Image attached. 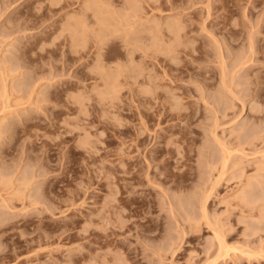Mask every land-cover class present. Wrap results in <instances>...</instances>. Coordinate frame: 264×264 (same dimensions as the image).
<instances>
[{
  "label": "rangeland",
  "instance_id": "rangeland-1",
  "mask_svg": "<svg viewBox=\"0 0 264 264\" xmlns=\"http://www.w3.org/2000/svg\"><path fill=\"white\" fill-rule=\"evenodd\" d=\"M86 2L0 0V212L34 211V170L52 198L29 227L0 228V264H210L209 220L230 247L216 264H264V0ZM100 60L119 71L116 95Z\"/></svg>",
  "mask_w": 264,
  "mask_h": 264
},
{
  "label": "bare ground",
  "instance_id": "bare-ground-1",
  "mask_svg": "<svg viewBox=\"0 0 264 264\" xmlns=\"http://www.w3.org/2000/svg\"><path fill=\"white\" fill-rule=\"evenodd\" d=\"M6 2H7V1H6ZM94 2H97V0H95ZM94 2H91L90 0H88V3L86 2L87 5L84 6L83 8H85V10H87V8L91 9V7L93 6L92 9H94L95 7H98V11H99V8L103 11L102 8L105 6L104 8H105V11H106V8H110V7L113 5V4L111 3L112 5L110 6V5L107 3L108 6H106V3H105V2H102V4H103V3L105 4V5H104V4L102 5V4H100L99 0H98L99 3H97V4L95 5ZM86 3H85V4H86ZM129 3H130V2H129ZM129 3H128L127 5H129ZM82 4H83V3H82ZM130 4H131V3H130ZM132 4H133V3H132ZM135 4L138 5V3H135ZM7 5H8V4H7ZM73 5H74V4H73ZM9 6H10V5H9ZM109 6H110V7H109ZM129 6L131 7V6H133V5H129ZM134 6H135V5H134ZM113 7H114V5H113ZM115 7H117V6H115ZM137 7H139V5H138ZM174 7H175V6H174ZM174 7H173V8H174ZM131 8H132V7H131ZM110 9H111V8H110ZM128 9H129V8L126 9L127 12H128ZM133 9H134V8H133ZM107 10H108V9H107ZM129 10H132V9H129ZM137 10H138V9H137ZM209 10H210V9H209ZM94 11H95V10H94ZM102 11H101V12H102ZM105 11H103V12H105ZM210 11H211V10H210ZM210 11H209V13H210ZM122 12H124V15H125V16H122L123 14H121L120 18L123 17L122 19L124 20L125 17H126V14H127V16H128V13H127V12L125 13V10H123ZM132 12H133V11H132ZM135 12H136V10H135ZM181 13H182V12H181ZM83 14H84V13H83ZM75 18H76V17H75ZM79 18H80V17H79ZM127 18H128V17H127ZM82 19H83V18H82ZM122 19L120 20V21H122L121 23H123V20H122ZM76 21H77V20H76ZM84 21H85V20H84ZM125 21L127 22L128 20L125 19ZM79 22H80V20H79ZM177 22H178V21H177ZM80 23H82V22H80ZM123 24H124V23H123ZM169 24H172V23H169ZM214 24H215V23H214ZM84 25H85V23H84ZM172 25H173V24H172ZM172 25H169V27L171 28ZM181 25H182V24H181ZM175 26H176V25H175ZM178 26H179V27H178ZM217 26H218V25H217ZM177 27L180 29L181 26H180V25H177ZM185 27H186V26H185ZM108 28H109V27H108ZM108 28H107V29H108ZM178 28L175 29L177 32H178V30H177ZM206 28H207V27H206ZM217 28H218V27H217ZM217 28H216V29H217ZM219 28H220V27H219ZM82 29H83V28H82ZM110 29H111V28H110ZM115 29H116V28H114V30H115ZM171 29L174 30L173 28H171ZM104 30L107 31V32H105L106 37L108 36L107 34L109 33V31H111V32L114 31V30L112 31V30H109V29H108V30H109V31H108V30H106L105 28H104ZM180 30H181V29H180ZM180 30H179V32L181 33L182 30H181V31H180ZM220 30H221V29H220ZM176 31H174L175 36H178V39H179V38H180V37H179V34H180V33L178 34ZM184 31H185V30H184ZM102 32H103V31H102ZM102 32H101V34H102ZM127 32H129V31H127ZM78 33H79V32H78ZM80 33H81V32H80ZM82 33H83V32H82ZM176 33H177V35H176ZM214 33H215V32H214ZM217 33H218V32H217ZM101 34L99 35L98 38H100V36H103V35H104V34H102V35H101ZM127 34H128V33H127ZM181 34H182V33H181ZM181 34H180V35H181ZM77 35H78V34H77ZM79 35H80V34H79ZM105 35H104V36H105ZM80 36H82V37H77V38H76V42H75V44H74V47H75V46H77V47L79 46V51H80L81 48H83V47L85 46V44L88 42V41L86 42V40H87L88 38H87V39H83L84 37L86 38L87 35L83 34V35H80ZM104 36H103V37H104ZM103 37H102V38H103ZM106 37H104V38H106ZM104 38H103V39H104ZM182 38H183V37H182ZM219 38H220V37H219ZM101 40H102V39H101ZM176 42H177V41H176ZM176 42H174L175 47H173V46H174L173 43L171 44L172 46H170V45H169L170 43H168L167 46L165 47V45H166L165 42H164V46L162 47V45H161L162 42H160V41H159V42L156 41V43L153 44V45H155V47H156V46H158V47L161 46V47H159V48H162V49H160V51H161V50L164 51V52H165V51H167V52H168V51H169V52L172 51L173 53H175V55H177V54L179 55V53H180V54L183 53V50H184V49H178V48H177V47H178L177 44H175ZM178 42H180V41H178ZM180 43H181V42H180ZM180 43H179V44H180ZM215 43H216V41H215ZM135 44L138 45V44H140V42L138 41V42H136ZM86 45H87V44H86ZM228 45H229V44H228ZM82 46H83V47H82ZM176 46H177V47H176ZM181 46H182V45H181ZM80 47H81V48H80ZM229 47H230V46H229ZM252 47H253V46H252ZM75 48H76V47H75ZM164 48H165V50H163ZM218 48H219V47H218ZM77 49H78V48H77ZM189 49H190V48H189ZM158 50H159V49H158ZM6 51H7V50H6ZM219 51H220V50H219ZM252 51H253V50H252ZM167 52H166V53H167ZM184 52H185V51H184ZM191 52H192V51H191ZM167 54H168V55H171V53H167ZM173 55H174V54H173ZM173 55H172V56H173ZM237 56H238V55H237ZM164 57H165V55H164ZM177 57H178V56H176V58H177ZM168 58H169V56H168ZM171 58H172V57H171ZM179 58H180V57H179ZM236 58H237V57H236ZM164 59H165V58H164ZM174 59H175V58H174ZM174 59H172V60H174ZM157 60H158V59H157ZM175 60H176V59H175ZM221 60H222L221 62L224 64V62H225V58L223 59V57H222ZM169 61H171V60H169ZM246 61H247L246 59H245L244 61H243V60H242V61L239 60L237 66H238V67H240V66L242 67V66L244 65V63H246ZM248 61H249V60H248ZM190 62H191V61H190ZM177 63H178V62H177ZM177 63H176V64H177ZM194 63H195V62H194ZM152 64H153V63H152ZM179 64H180V62H179ZM179 64H178V65H179ZM227 64H228V63H227ZM181 65H182V64H181ZM120 66L122 67L121 69H123V67H125V65H121V64H120ZM174 66H175V64H174ZM179 66H180V65H179ZM190 66H191V65H190ZM97 67H98V68H96V69L102 71V72H101V73H103L102 75H108L107 78H104V79H106L105 82L107 83V86H108V87H107L106 89H104V90H108V91H107V92H106V91H103V92H105L107 95H108V93H109V94L116 95V93H117L118 91H120V90H119V80L117 79V77H119V75L117 74V72L119 73V71L116 69V71H114L115 74H114V72L112 73L111 68H108L107 65H106L102 60L99 61V64L97 65ZM126 67H127V66H126ZM126 67H125V68H126ZM128 67H129V66H128ZM170 67H172V66H170ZM182 67H183V66H182ZM176 68H177V67H176ZM176 68H174V69H176ZM228 68H229V67H228ZM247 68H248V66H247ZM118 69L120 70V68H118ZM165 69H166V68H165ZM167 69H168V68H167ZM224 69H225V67H224V68L222 67V70H223V71H224ZM163 70H164V69H163ZM17 71H18V70H17ZM121 71H124V70H121ZM121 71H120V72H121ZM177 71H178V69H177ZM223 71H222V73H226V71H225V72H223ZM2 72H3V70H2ZM4 72H5V71H4ZM4 72H3V73H4ZM164 72H165V71H164ZM166 72H167V71H166ZM166 72H165V73H166ZM247 72H248V71H247ZM15 73H16V72H15ZM229 73H230V72H229ZM113 74H114V76H112ZM171 74H172V72H171ZM181 74H182V73H181ZM204 74H205V73H204ZM2 75L5 76L4 74H2ZM6 75H7V74H6ZM27 75H28V74H27ZM175 75H176V74H175ZM179 75H180V73H179ZM223 75H224V74H223ZM231 75H232V74H231ZM167 76H168V75H167ZM188 76H189V75H188ZM201 76H205V75L201 74ZM226 76H227V74H226ZM226 76L224 75V80H225V77H226ZM206 77H207V76H206ZM235 77H236V76H235ZM1 78H2V77H1ZM6 78H8V77H6ZM178 78H180V77H178ZM2 79H3V78H2ZM2 79H1V80H2ZM204 79H205V77H204ZM173 80H174V78H173ZM175 80H176V78H175ZM175 80H174V81H175ZM199 80H200V79H199ZM222 80H223V79H222ZM224 80H223V82H225V86H226V82H228L229 80H228V81H224ZM237 80H238V79H237ZM3 81H5V82H4V83H5V86H4V84H3V86H4V91H5V93H9L10 91L7 92V90H8V88H7V87H8V86H7V82H6L5 79H3ZM176 81H177V80H176ZM210 81H211V80H210ZM150 82H151V83H150V84H151L150 87H151L152 89H154L155 84H158L157 81L153 79V77L151 78ZM202 82H203V81H202ZM231 82H232V81H231ZM31 83H32V82H29V84H31ZM180 83H181V82H180ZM240 83H241V82H240ZM29 84H28V85H29ZM228 84L231 85L232 83L229 82ZM8 85H9V84H8ZM177 85H178V84H177ZM180 85H181V84H180ZM29 86H30V85H29ZM183 86H184V85H183ZM200 86H201V85H200ZM225 86H224V87H225ZM232 86H233V85H232ZM20 87H21V86H20ZM25 87H26V86H25ZM21 88H22V87H21ZM21 88L18 89V91H19V90H22ZM30 88H31V87H30ZM197 88H198V87H197ZM226 88H227V87H226ZM229 88H231V87H229ZM233 88H234V87H232V90L235 91ZM9 89H10V88H9ZM23 89H24V88H23ZM148 90H149V89H148ZM224 90H225V89H224ZM224 90H223V91H224ZM229 90H231V89H229ZM229 90L227 89V92H228ZM232 90L228 92V95L230 96V97H229V98H230V101H229L230 104H232V102L234 101V97L236 98V95L238 96V92H233ZM176 91H177V90H176ZM202 91H203V90H202ZM218 92H219V90H218ZM231 92H232V93H236V94H233V95H232ZM203 93H204V92H203ZM219 93H220V92H219ZM222 93H224V92H222ZM229 93H231V94H229ZM102 94H103V93H102ZM106 94H105V95H106ZM225 94H226V93H225ZM2 95H3V94H2ZM7 95H10V94H7ZM179 95H180V94H179ZM184 95H185V94H184ZM5 96H6V94H5ZM108 96H109V95H108ZM180 96H181V95H180ZM182 96H183V95H182ZM216 96H217V95H216ZM226 96H227V95H226ZM226 96L223 94V95H221L220 98L218 97V99L216 100V103H215V106H214V107H216V108L221 107V109H222V105H224V103H225V105H226L227 103H229V102H226V101H227V100L225 99ZM9 97H10V96H9ZM4 98H5V97H3V99H4ZM239 98H240V97H239ZM40 99H41V98H40ZM178 99H179V98H178ZM214 99H215V98H214ZM149 100H150V99H149ZM176 100H177V99H176ZM237 100H238V99H237ZM235 101H236V100H235ZM152 102H153V101H151V103H152ZM175 102H176V101H175ZM5 103H6V102H5ZM235 103H236V102H235ZM259 103H260V102H259ZM152 104H153V103H152ZM176 104H177L176 106H180V107H183V106H184V102H180L179 100H177ZM219 105H221V106H219ZM235 105H236V104H235ZM186 106H187V105H186ZM227 106L229 107V104H228ZM227 106H226V108H227ZM184 108H185V107H184ZM224 108H225V107H224ZM3 109H4V108H3ZM221 109H220V110H221ZM228 109H229V108H228ZM236 109H237V108H236ZM217 110L220 111L219 109L214 110V111H216V114H217V112H218ZM226 110H227V109H226ZM226 110H225V112H226ZM239 110H240V109H239ZM197 111H198V110H197ZM225 112H222V114H223V113L225 114ZM214 113H215V112H214ZM227 113H228V112H227ZM215 116H216V115H215ZM217 116H218V114H217ZM224 117H225V116H224ZM221 119H222V118H221ZM233 119H234V118H233ZM216 120H217V118H216ZM237 120H238V119H237ZM215 122H216V121H215ZM230 122H231V121H230ZM250 123H251V122H250ZM237 124H238V122H237ZM217 126H218V125H217ZM217 126L215 125L214 128H216ZM255 129H256V128H255ZM252 130L254 131V129H252ZM214 131H215V130H214ZM239 132H240V131H239ZM215 133H216V132H215ZM255 134H256V133H255ZM255 134H254V135H255ZM215 135H216V134H215ZM254 135H253V136H254ZM213 136H214V135H213ZM217 137H218V136H217ZM243 137H244V136H243ZM214 138H215V137H214ZM247 138H248V137H247ZM247 138H245V139H247ZM253 138H255V137H253ZM215 139H216V138H215ZM217 139H218V138H217ZM255 139H256V138H255ZM217 141H218V140H217ZM220 141H221V140H220ZM220 141H219V142H220ZM248 141H249V140H248ZM252 141H253V140H252ZM254 142H255V141H254ZM254 142H252V143H254ZM215 143H216V142H215ZM227 143H228V142H227ZM227 143H226L225 140H224V141H221V143H220L221 146L223 147L222 149H224V153H225L223 163H227L226 161L229 159L230 155L232 156V154H233L232 151H234L233 149H231V147L228 146L229 144H227ZM244 143H247V142L244 141ZM249 143H250V141H249ZM255 143H256V142H255ZM255 143H254V144H255ZM217 144H218V143H217ZM250 144H251V143H250ZM242 145H243V144H242ZM220 148H221V147H220ZM251 148H252V146H251ZM251 148H250V149H251ZM253 149H254V148H253ZM235 151H236V150H235ZM238 151H239V150H238ZM256 151H258V150H256ZM240 152H242V151H240ZM250 153H251V152H250ZM254 153H255V152H254ZM239 154H240V153H238V157H239L238 159L242 158V157H240L241 154H240V155H239ZM256 154H257V153H256ZM244 155H245V154H244ZM252 155H253V154H252ZM260 156H261V155H260ZM255 158H257V157H255ZM253 160H254V159H253ZM255 160H256V159H255ZM237 161H238V160H237ZM239 161H240V160H239ZM251 161H252V160H251ZM259 161H260V160H259ZM259 161H258V162H259ZM255 163H256V162H255ZM259 163H260V162H259ZM262 164H263V163H262ZM224 165H226V164H224ZM259 165H260V164H259ZM258 167H259V166H258ZM258 167H257V168H258ZM255 169H256V168H255ZM259 169H260V168H259ZM261 169H262V168H261ZM261 169H260V170H261ZM220 171H221V170H220ZM256 171H257V169H256ZM263 171H264V170H263ZM254 172H255V171H254ZM257 172H258V171H257ZM257 172H256V173H257ZM42 173L44 174V173H46V172H42ZM42 173H41V172H37V171L35 172V170H34V173H33V174L31 173L32 175H30V176H28V178H26V179H27V180H26V185H25V183H24V186H26V187H30L31 185H29V184H30L32 181H34V184L36 183L35 181H37V183H38V181H39L38 185H37V184L34 185L35 187L38 186L37 188H35V187L32 185V187H34L33 190L35 189V190H34V192H36L35 194H34L33 190L30 189V190H31L30 192H32V193H31V196L36 197V198H32V197L30 196V200L32 199L30 204L34 206V208H33L34 211L32 210V212H31V209H29V208H31V206H30V204H29V206H27V205H28V204H27V205H25V207H27V208L29 207L28 209L30 210V213L28 212V214H27V212H25V213L16 212V210H11V209L14 207L15 203H13V202L11 203V202H10V204H8V209H7V211H5V213H4V211H3V212H0L1 215H2V213L6 214L7 212H8V214H9V217H8V215L6 214L7 217H8L7 220H6V222L4 221V223H3L2 219H4V218H2V219L0 220V222L2 221V222L0 223V228H2L3 226H5V227H6V226H7V227H8V226L13 227L14 225L18 224L19 221L17 222V220H18L17 218H19V216H22L20 219H22V220L24 221V225L26 224L25 226H27V225H28V222L31 221L36 215H39L40 213H44V212H46V210H49V209H50V207H49V206H50V203L48 204V201H47V200H48L49 198H51V194H50V190H49V189L51 188V184L48 183V182L46 183V181L44 180V179H46V177L43 178V176L40 175V174H42ZM256 173H255V175H256ZM47 174H48V172H47L45 175H47ZM257 174H258V173H257ZM45 175H44V176H45ZM258 175L260 176V174H258ZM261 175H262V178H263L264 175L262 174V172H261ZM25 176H27V175H25ZM40 176H41L42 178H41ZM223 176H224V175H223ZM259 176H257V177H259ZM3 177H4V176H3ZM38 177H40L41 179H40V178L38 179ZM2 179H3V178H0V182L4 181V180H2ZM37 179H38V180H37ZM6 180H7V177H6ZM20 180H21V178H20ZM43 180H44V181H43ZM254 180H255V179H254ZM262 181H263V180H262ZM11 182H12V181H11ZM23 182H24V181H23ZM44 182H45V183H44ZM5 183H6V184H7V183L10 184V181H9V182H5ZM5 183H4V184H5ZM27 183H28V185H27ZM259 183H260V182H259ZM8 184H7V185H8ZM49 184H50V185H49ZM12 185H13V184H12ZM8 186H9V185H8ZM8 186H7V187H8ZM13 186H14V185H13ZM18 187H19V186H18ZM18 187H17V189H19ZM32 187H30V188H32ZM15 188H16V187H15ZM213 189H214V188H213ZM19 190H20V189H19ZM21 190H22V187H21ZM36 190H37V191H36ZM261 190H262V189H261ZM22 191H23V190H22ZM24 191H25V190H24ZM24 191H23V192H24ZM27 192H29V191H27ZM25 193H26V192H25ZM37 193L39 194V196H37ZM195 193H196V192H195ZM195 193H193V195H194ZM211 193H213L212 190H209V192L206 193L207 195H206V197H205V200L208 199V198H210L209 195H210ZM243 193H245V192H243ZM28 194L30 195V193H28ZM28 194H26V197H29V196H27ZM190 194H191V193H190ZM197 194H198V193H197ZM24 195H25V194H24ZM34 195H35V196H34ZM195 195H196V194H195ZM199 195H200V194H199ZM242 196H243V195H242ZM246 196H248V194H247ZM37 197H38V198H37ZM23 198H24V197H23ZM196 198H197V197H196ZM201 198H202V197H201ZM247 198H248V197H246V198L244 197L245 200H246ZM24 199H25V198H24ZM51 199H52V198H51ZM242 199H243V197H242ZM10 200H11V199H10ZM30 200H29V201H30ZM198 200H199V199H198ZM249 200H250V199H249ZM249 200H248V202L251 201V200H250V201H249ZM11 201H12V200H11ZM29 201H28V202H29ZM190 201H191V200H190ZM200 201H201V200H200ZM246 201H247V200H246ZM5 202H6L5 199H4L2 202L0 201V204L2 205V206H0V209H1V207L4 208L3 204L5 205ZM193 202H194V201H193ZM197 202H198V201H197ZM202 202H204V201H202ZM248 202H247V203H248ZM257 202H258V201H257ZM2 203H3V204H2ZM8 203H9V200H8ZM195 203H196V201H195ZM198 203H199V202H198ZM39 204H40V205H39ZM51 206H52V205H51ZM192 206H193V205H192ZM198 206H199V205H198ZM200 206H201V205H200ZM200 206H199V207H200ZM203 206H204V215H205V212L207 211V209L205 208L206 203H204ZM51 208H52V207H51ZM10 213H11V214H10ZM4 214H3V216H5ZM208 214H209V213H208ZM1 215H0V216H1ZM206 216H207V213H206ZM208 216H209V215H208ZM208 216H207V217H208ZM40 217H41V216H40ZM42 217H43V216H42ZM212 217H213V216H212ZM43 218H44V217H43ZM202 218H203V217H202ZM5 219H6V217H5ZM20 219H19V220H20ZM208 219H210V218L208 217L207 220H208ZM214 219H215V218H214ZM41 220H42V219H40V221H41ZM211 220H213V219H211ZM42 221H43V220H42ZM216 221H217V220H215V221L213 220V224H214V222L216 223ZM209 222H211L210 225H211V227H213V229H214L215 237H216V240H217V243H216L215 245L218 247V250H219V252L217 251V252H218V253H217L218 255H217V256H216V257L210 262V264H216V263L219 262L220 260H224V258H226V257L229 255V253H230L229 248H230V247L228 246V244H227L226 241H225V240H226V238L224 237L225 234L223 235V234H222L223 232H220L221 229H222L221 225H220V228H221V229H219V225H218V224H217L218 227L215 228L216 224H215L214 226H212V225H213V224H212V221L209 220ZM209 222H208V223H209ZM2 223H3V224H2ZM218 223H219V222H218ZM22 224H23V223H22ZM48 225H49V224H48ZM256 225H257V224H256ZM27 227H29V226H27ZM256 227H258V225L255 226V228H256ZM47 228H48V227H47ZM217 228H218L219 230H218ZM211 231H212V230H211ZM46 237H47V236H46ZM46 237H45V238H46ZM48 239H49V237H48ZM44 241H45V240H44ZM234 247H235V246H234ZM234 247H233V248H234ZM234 249H235V248H234ZM236 249H237V248H236ZM239 249H240V248H238V250H239ZM231 250H232V247H231ZM251 250H252V249H251ZM222 251H223V252H222ZM246 251H247V250H246ZM248 251H249V250H248ZM255 251H256V250H255ZM249 252H250V251H249ZM251 253H256V252H251ZM248 254H249V253H248ZM256 254H257V253H256ZM250 255L252 256L253 254H250ZM248 256H249V255H248ZM255 256H256V255H255ZM221 258H222V259H221ZM251 258H252V257H251ZM208 264H209V263H208Z\"/></svg>",
  "mask_w": 264,
  "mask_h": 264
}]
</instances>
